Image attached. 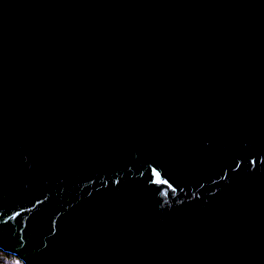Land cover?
I'll list each match as a JSON object with an SVG mask.
<instances>
[{
	"label": "water",
	"instance_id": "water-1",
	"mask_svg": "<svg viewBox=\"0 0 264 264\" xmlns=\"http://www.w3.org/2000/svg\"><path fill=\"white\" fill-rule=\"evenodd\" d=\"M0 250L264 264V0H0Z\"/></svg>",
	"mask_w": 264,
	"mask_h": 264
},
{
	"label": "trees",
	"instance_id": "trees-1",
	"mask_svg": "<svg viewBox=\"0 0 264 264\" xmlns=\"http://www.w3.org/2000/svg\"><path fill=\"white\" fill-rule=\"evenodd\" d=\"M0 264H24L17 256L0 250Z\"/></svg>",
	"mask_w": 264,
	"mask_h": 264
}]
</instances>
